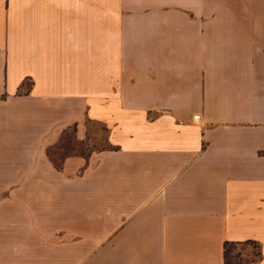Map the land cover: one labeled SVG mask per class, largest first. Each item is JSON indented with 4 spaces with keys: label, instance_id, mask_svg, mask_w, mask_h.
<instances>
[{
    "label": "crops",
    "instance_id": "crops-1",
    "mask_svg": "<svg viewBox=\"0 0 264 264\" xmlns=\"http://www.w3.org/2000/svg\"><path fill=\"white\" fill-rule=\"evenodd\" d=\"M250 239L264 264V0H0V264Z\"/></svg>",
    "mask_w": 264,
    "mask_h": 264
},
{
    "label": "rangeland",
    "instance_id": "rangeland-1",
    "mask_svg": "<svg viewBox=\"0 0 264 264\" xmlns=\"http://www.w3.org/2000/svg\"><path fill=\"white\" fill-rule=\"evenodd\" d=\"M74 94V93H73ZM72 97V96H71ZM70 98H67V100ZM96 138L101 137L105 131L100 128V125H94L92 131L90 132ZM73 129H68L64 134V139L62 140V147L60 152H57L54 156L56 161L59 163L62 159L64 152H69L72 148L77 150H85L86 147L91 146L86 144L85 140L74 139ZM99 140V139H98ZM93 142L95 146H101L104 143ZM46 195L50 196L46 192ZM260 254V245L258 242H241L233 243L228 245V256L231 262H238L240 260L258 258Z\"/></svg>",
    "mask_w": 264,
    "mask_h": 264
},
{
    "label": "trees",
    "instance_id": "trees-1",
    "mask_svg": "<svg viewBox=\"0 0 264 264\" xmlns=\"http://www.w3.org/2000/svg\"><path fill=\"white\" fill-rule=\"evenodd\" d=\"M245 242H257V241L250 239V240H247V241H245ZM233 243H237V242H235V241H226V243H225V264H245V262H246L247 260H249V259H246V260H240V261H238V262H231V261L229 260V256H228V245H229V244H233ZM259 255H260V254H259ZM253 259H256V258H253Z\"/></svg>",
    "mask_w": 264,
    "mask_h": 264
},
{
    "label": "built area",
    "instance_id": "built-area-1",
    "mask_svg": "<svg viewBox=\"0 0 264 264\" xmlns=\"http://www.w3.org/2000/svg\"><path fill=\"white\" fill-rule=\"evenodd\" d=\"M200 116V113H195L194 117L198 118Z\"/></svg>",
    "mask_w": 264,
    "mask_h": 264
}]
</instances>
